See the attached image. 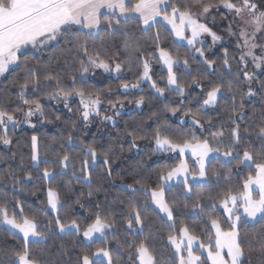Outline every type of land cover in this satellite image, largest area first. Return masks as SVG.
Returning a JSON list of instances; mask_svg holds the SVG:
<instances>
[{"label": "snow or ice", "instance_id": "obj_1", "mask_svg": "<svg viewBox=\"0 0 264 264\" xmlns=\"http://www.w3.org/2000/svg\"><path fill=\"white\" fill-rule=\"evenodd\" d=\"M264 0H0V76H4L9 71H14L15 67H20L22 61L20 54L22 50L32 49L38 54L47 49L60 51L65 54L66 60L71 59L78 63L79 81L75 75L72 76V83L64 85L61 79L50 71V64H37L35 68L28 66L27 57L23 61L26 75L23 82L19 84L20 92L18 98L27 106H17L13 111L0 107V144L8 146L12 143L9 131L15 130L20 121L15 113L21 112L24 122L31 128L36 125L31 123L33 116H39L41 122H51L45 116V110L39 99H28V91L40 92L51 87L53 90L48 94V99L63 102L64 107L71 112L73 109L69 102L73 98L79 99V118L87 127L91 123L93 116H101L100 105L105 99L102 92L91 91L87 86L77 87L78 82L86 85L85 77L96 69H102L105 73H120L123 65L127 64L129 70L138 71L137 82L129 84L124 82L121 88L125 91L137 89L141 83L147 82L154 90L156 97L164 98L166 93L175 94L181 98L185 97L186 91L195 86L204 93V98L200 107L193 112L191 109L185 115L191 116L193 128L200 129L198 136L195 131L181 132L173 135V129L167 122L157 123V127L151 133L154 142L152 151L154 154H174L179 162L173 166L165 165L157 173L156 187L147 186L143 180H136L133 184L121 185L120 190L130 194L127 203L126 224L127 230L133 232L134 225L139 226V232H144V218L141 209H148L154 206L167 219V227L171 229V234L167 236V243L174 250L176 257L175 264H253V258L257 264H264V228L258 234L246 242L241 238L239 230L241 222H264V123L258 129L242 128L239 120L244 119V98L256 95L253 91L252 82L254 73L248 70V60L250 59L255 69L264 66V44H258V38H264ZM220 13L221 9L227 10L224 18L228 14L232 15V20L227 26L230 37L237 40V48L240 51L237 60V69L232 71L229 50L223 49V63L220 69L216 68L217 61L213 60L207 53H210L224 39L217 32L209 27L206 20L209 15H213V10ZM107 10V14L105 11ZM135 22L139 25L142 37H129L127 25ZM103 31L108 37L117 34L124 37V52L126 56L123 60L118 58H106L104 49L105 41L101 39V44L97 48L95 44L89 46L88 40L93 41ZM235 25V27H234ZM155 29V33H153ZM167 32L174 37L173 43L177 47H184L186 53L184 59H180L179 52H173L161 44V33ZM258 34H261L258 36ZM211 38V45L204 47L206 41L203 37ZM154 47V51H148V43ZM63 42L64 47H61ZM179 42V43H177ZM257 49L259 53L257 54ZM190 53L191 55H188ZM58 59L50 55L49 61ZM155 62L167 70L166 85L160 87L153 79L152 64ZM199 63L203 71L197 70L191 83L181 80V77L174 70L181 66L188 70L191 75L190 64ZM44 70L43 81L40 78V69ZM219 72L217 77L221 82L213 84L205 91L202 81L208 78V71ZM227 83H224V81ZM53 81L55 82L53 85ZM260 87L264 89V81H260ZM247 85V92L240 96V104L236 106V96ZM231 94L233 106L225 120L221 121L219 132H212L211 119L203 120V110L214 107L219 103L224 92ZM108 99L109 108L114 110V115L119 116L123 108V101H112ZM131 102V101H130ZM144 103L141 96L135 101L137 107ZM119 104V107H117ZM180 104L183 105V99ZM165 110L173 116L181 111V107H171L166 105ZM107 111V110H105ZM153 115H156L153 113ZM261 119L264 120V109L261 110ZM60 120V116H56ZM111 121L114 123L113 115H104L102 122ZM185 121L182 119L180 124ZM207 123L210 127L204 128ZM227 127L228 137L225 139V128ZM76 123L66 137L67 145L64 144V137L60 138V147L68 149L76 148L80 145L79 151L85 159L80 162L79 171L82 176H77L73 172V178L78 183L88 186L90 191L88 197L94 195L92 191L91 172L103 157V165L107 172V177L112 176V164L114 163L111 148L100 151L94 144H85L82 140L77 141L74 136ZM210 133L205 136L204 133ZM131 136V148H136V139H143L136 129L127 131ZM248 136H255L261 141L258 152L245 148L242 156L237 149L242 141ZM123 151V148H121ZM189 153L198 166V173L190 169L186 159ZM52 154L56 160H41L39 140L36 135L31 137V161L35 168H39L43 163L45 167L42 171V179L49 184L56 180L57 176L66 173L69 167L76 169V161L69 151L60 153L52 149ZM216 159L222 164L230 165L233 160L237 167L248 166L251 170L248 175L235 185L231 184L230 174L224 176L226 187L216 196L209 195L208 200L218 201L219 207L223 209L222 216H217V204L205 203V196L200 192L194 193V188L204 187V181L208 179L207 163ZM23 163V158H22ZM56 165L59 166L58 170ZM218 179L222 175L216 171L213 173ZM181 178H183L181 180ZM25 180H31L32 176L27 175ZM173 182L182 183L184 194L189 199L195 196L192 204L193 214H204L207 216V223L204 224V232L196 235L190 232L188 226H181L176 230L174 221V205H170L166 192L173 187ZM20 181H13V188ZM6 195V194H5ZM46 207L38 210L37 213L26 215L24 207L19 200L12 207L5 198L0 197V223L7 225L9 229L18 232L23 237V250L16 253V259L11 264H42L38 258H32L30 244L38 243L45 239V231L40 230L39 217L49 216V209L55 213V218L49 219L45 225L46 231L58 230L65 235L82 234L84 240L89 244L97 239L104 243L107 236L115 227L113 213L97 211L91 223L83 229L81 222L76 219L65 223L59 213L63 207L60 193L54 187L47 189ZM144 197L141 204L135 197ZM150 201V204H149ZM81 208L79 198L76 201ZM124 204V201H121ZM100 205H97L99 208ZM185 208L188 204L185 203ZM11 208V211H10ZM205 209L211 211L205 213ZM18 210V211H17ZM226 218V219H225ZM170 222V223H169ZM210 225V227H209ZM54 226V227H53ZM225 227L227 230H225ZM206 233V235H205ZM214 241V243H213ZM129 258L132 264H159L157 254L153 245L149 244L148 238L132 241L128 243ZM206 253V256H205ZM113 264L111 252L107 247H99L95 251H82L76 258L75 264Z\"/></svg>", "mask_w": 264, "mask_h": 264}, {"label": "trees", "instance_id": "obj_2", "mask_svg": "<svg viewBox=\"0 0 264 264\" xmlns=\"http://www.w3.org/2000/svg\"><path fill=\"white\" fill-rule=\"evenodd\" d=\"M264 10V8H261ZM227 10L221 9L220 13L213 10V15H209L204 22L208 23L213 31L217 32L224 39L213 49L212 52L207 53L213 60L217 61L216 68L220 69L223 63V49L229 50L230 57H235L231 60L232 71L237 69V60L240 51L237 48V40L235 37H230L227 32V26L231 22V15L228 14L224 18V13ZM104 25H101V34L95 40H88L89 46L93 44L98 48L101 44V39L105 41L104 49L106 58L113 57L123 60L126 56L124 52V37L117 34L108 37L107 33L103 31ZM235 27V25H234ZM129 37H142L143 34L139 31V25L135 22H130L127 25ZM155 29H153V33ZM175 38L169 36L167 32L161 33V44L170 49L173 54L179 52L180 59L183 60L186 49L184 47H177L173 43ZM148 51H154L151 41H147ZM179 43V42H177ZM211 45V41L206 40L204 45L207 48ZM61 47H64L63 42ZM21 57L20 67H14V71H9L0 79V107H4L9 111H13L17 106H21L27 110V106L18 98L20 92L19 84L23 82L26 75L24 71L23 61L25 57L28 60V66L35 68L37 64H50V71L58 76L64 85L72 83V76L75 75L79 81L78 63H74L71 59H67L65 54L53 49H47L41 53H34L32 49H25L19 54ZM56 56L58 59L49 61V56ZM188 55H191L188 53ZM191 75L188 70L181 66L174 69L181 77L182 82L187 81L191 83L193 76L197 70L203 71L199 63L190 64ZM219 72L211 73L209 70L208 78L202 81L205 86V91L208 90L213 84L220 83L217 78ZM45 75L44 70L40 69V78L43 81ZM138 71L129 70L127 64L123 65V70L117 77L104 73L101 69H96L94 74L90 71L85 77L86 85L83 83L77 84V87L87 86L91 91L102 92L105 99L101 104L102 107L109 106L108 99L111 97L112 101H123V112L119 116H115V122L112 124H105L104 131L100 133V129H88L79 118V99L73 98L69 102V106L73 109L71 112L64 107L63 102L48 99V94L53 90L51 87L43 89L40 92L28 91V99H39L45 110L47 120L51 122H41L39 116L33 121L36 125L35 128L22 127L9 131L12 143L8 146L0 144V197L12 207L15 206L17 200L21 202L24 207L26 215H32L43 210L46 207L47 189L54 187L61 196V203L63 207L60 210V217L65 223L76 219L81 222V228L91 223V218H94V213L97 211L105 213H113V220L115 227L107 236V241L101 243L96 240L94 243H87L83 240L82 236L65 235L55 231H46L45 225L49 219L55 218L56 214L49 212V216L39 217L40 230L45 231V239L38 243L30 244L32 258H38L42 264H75L77 256L82 251H95L99 247H107L111 252L113 264H132L129 258L128 243L132 241H139L140 239L148 238L149 244L153 245L157 254L159 264H175L176 257L172 248L167 243V236L171 234L165 223V220L159 215L154 207L150 206L148 209H141L144 218V232H139V226L134 225L135 232L127 230L125 217L127 216V203L130 199V194L120 190L121 185L133 184L136 180H143V182L150 187L155 188L157 184V173L165 165L173 167L177 160H171L167 154H154L152 148L154 142L151 139V133L159 123L167 122L173 129V135H179L181 132L195 131L200 135V129L193 128L191 125V116L185 115V112L191 109L193 112L200 107L204 98V93L200 88L195 86L186 91L185 97L181 98L175 94L166 93L164 98L156 97L154 90L151 89L147 82L141 83L137 89H129L125 91L121 88L124 82L130 85L137 82ZM153 79L159 84L160 87H165L167 70L162 69V66L153 62L152 64ZM260 81H264V70L254 79L252 83L253 91L256 92L255 96L244 98V119L239 120L242 128L258 129L264 120L261 119V110L264 109V89L260 87ZM53 81V85H54ZM224 83H227L225 80ZM247 92V85L242 88V91L236 96V106L239 107L240 96ZM141 96L144 97V103L137 107L135 101ZM183 99V105L180 104ZM131 101V102H130ZM181 107V111L173 116L170 112L165 110V106ZM233 100L230 93L224 92L219 103L214 106L203 110V120L211 119L212 132L220 131V123L225 120L228 113L231 112ZM119 107V104H117ZM105 113V112H104ZM114 113V112H113ZM155 113L156 115H153ZM19 120L23 119L21 112L15 113ZM56 116H60V120H56ZM184 120L183 125L180 124ZM95 120V119H94ZM73 122L76 123L74 136L77 141L82 140L85 144H94L98 150L104 151L111 148L113 152L112 159V176L107 177V172L102 163L103 157H100V162L93 168L91 172L92 191L94 195L88 197L90 189L83 183H78L73 178V172L77 176H82L78 170L80 162L85 159L83 154L79 151L80 145L77 144L76 148L68 149L67 147H60V138L63 136L64 144L67 145L66 137L69 131L73 128ZM210 126L205 123L204 128ZM136 129L139 136L143 139H136V148H131L132 137L126 134L127 131ZM36 135L39 140V149L41 160L48 159L55 161L56 157L52 154V149L63 153L69 151L73 159L76 161V169L69 167L66 173L62 176H57L56 180L51 184L42 179V171L45 165L40 164L39 168L32 165L31 157V137ZM205 136L210 133L205 132ZM228 137L227 127L225 128V139ZM261 141L255 136H248L240 144L237 151L242 156L245 148L258 152L260 150ZM123 148V151H121ZM23 158V163H22ZM208 179L204 187L194 188L195 192H200L205 196V203L217 204V216H222L223 209L219 207L218 201L208 200L209 195L216 196L217 193L222 192L226 187L224 176L230 174L231 184L235 185L246 177L251 170L248 166L241 165L237 167L236 161L233 160L230 165L222 164L216 159L207 163ZM58 170L59 166H55ZM220 172L222 175L217 177L213 175L214 172ZM27 175H31V180H25ZM20 181L15 188H13V181ZM6 194V195H5ZM166 197L170 205H174V221L176 230L178 231L181 226H188L190 232L200 235L204 232V224L207 223V216L204 214H193L192 204L195 201V196L189 199L184 194L183 184L175 185L170 191L166 192ZM79 198L80 203L84 205L83 208L76 203ZM135 200L141 204L144 202V197L137 196ZM124 201V204H121ZM185 203L188 207L185 208ZM150 204V201H149ZM97 205H100L97 208ZM11 211V208H10ZM18 211V210H17ZM49 211V210H48ZM211 209H205V213ZM226 219V218H225ZM54 227V226H53ZM210 227V225H209ZM264 228V222L256 221L254 223L244 224L241 222L240 232L241 238L246 242L254 234L260 233ZM225 230L227 228L225 227ZM206 235V233H205ZM23 239L7 231L0 224V264H11V261L16 259V253L23 250ZM247 264V258H245ZM105 264V263H104ZM253 264H257L253 258Z\"/></svg>", "mask_w": 264, "mask_h": 264}, {"label": "rangeland", "instance_id": "obj_3", "mask_svg": "<svg viewBox=\"0 0 264 264\" xmlns=\"http://www.w3.org/2000/svg\"><path fill=\"white\" fill-rule=\"evenodd\" d=\"M231 15V14H230ZM231 17H232V15H231ZM208 18V17H207ZM207 20V19H206ZM232 20V19H231ZM205 20H202L201 22H204ZM259 35H261V34H258V36ZM203 39L206 41V40H209V41H211V38L210 37H207V36H205V37H203ZM258 44H264V38H258L257 39V41H256ZM257 51V54H260L259 53V49H257L256 50ZM102 70V69H101ZM248 70L250 71V72H253L254 73V76H255V78L264 70V66H262V68L261 69H255L254 68V66H253V64H252V62H251V60L249 59L248 60ZM105 73V72H104ZM106 74H109V75H111V76H114V77H117V76H119L120 75V73H106ZM254 78V79H255ZM254 81V80H253ZM253 83V82H252ZM100 108H101V116H99V117H97V116H93L92 118H91V123L87 126V128L88 129H97V130H99L100 129V133H102L103 131H104V128H105V126H103V125H105V124H112L113 122H111V121H104V122H102V117L104 116V115H113V119H114V122H115V115H114V110H112V109H110L109 108V106H105V107H102V105H100ZM105 110H107V111H105ZM105 112V113H104ZM123 112V110L121 109V112H120V114ZM38 116V115H37ZM37 116H33L32 118H31V123L32 124H34L33 122V120L37 117ZM95 119V120H94ZM19 120V119H18ZM20 121V123H19V126H18V128H22V127H29V125L27 124V123H25L24 122V117H23V119L22 120H19ZM29 128H31V127H29ZM167 156H168V158L169 159H171V160H177L176 161V164L179 162V160L176 158V156L174 155V154H167ZM186 159H187V161H188V163H189V167H190V169H193V171H195L196 173H198V166H195V167H193L194 165H195V161H194V159L191 157V154L189 153V155H188V157H186ZM213 160V159H212ZM175 164V165H176ZM174 165V166H175ZM183 178H181V180H182ZM207 183V180L206 181H204V184H206ZM178 184H182V183H176V182H173V186H175V185H178ZM154 207V206H153ZM158 213H159V210L158 209H155ZM49 212H51V209H49ZM52 213V212H51ZM53 214H55V213H53ZM159 215L166 221V217L162 214V213H159ZM256 222V221H255ZM170 223V222H169ZM251 223H254V222H251ZM7 231H9V232H11L12 234H14V235H16V236H18V237H20L21 239H23V237H22V234H20V233H18V232H16V233H14V230H11V229H9V227L7 226V225H4V224H2V223H0ZM58 231V230H57ZM59 233V232H58ZM61 234V233H60ZM81 236H82V234H81ZM82 238H83V236H82ZM83 240H84V238H83ZM97 240H99V239H97ZM85 241V240H84ZM86 242V241H85ZM88 243V242H87ZM213 243H214V241H213ZM171 247V246H170ZM172 251H173V253H174V250L172 249ZM205 256H206V253H205ZM99 259H101L102 261H104V263L105 264H107V261L106 260H104V258L103 257H101V258H99Z\"/></svg>", "mask_w": 264, "mask_h": 264}, {"label": "crops", "instance_id": "obj_4", "mask_svg": "<svg viewBox=\"0 0 264 264\" xmlns=\"http://www.w3.org/2000/svg\"><path fill=\"white\" fill-rule=\"evenodd\" d=\"M102 11H105V13L107 14V10H102ZM19 55V54H18ZM13 68L15 67V66H12ZM3 76H0V79L2 78ZM249 223H251V222H249Z\"/></svg>", "mask_w": 264, "mask_h": 264}]
</instances>
